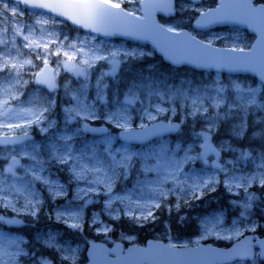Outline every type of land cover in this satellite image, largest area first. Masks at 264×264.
Returning a JSON list of instances; mask_svg holds the SVG:
<instances>
[{
  "label": "snow or ice",
  "instance_id": "snow-or-ice-1",
  "mask_svg": "<svg viewBox=\"0 0 264 264\" xmlns=\"http://www.w3.org/2000/svg\"><path fill=\"white\" fill-rule=\"evenodd\" d=\"M131 3L132 0H129ZM18 3H23L26 7L32 9H47L54 12L56 15L70 20L74 25L84 28L90 32L107 35H125L132 36L135 39H149L153 35H159L166 38L182 37V45L191 53V57L185 61L177 60L171 56L168 57L173 64L176 63H192L197 67H216L227 68L229 71H252L258 73L261 81H264V48L258 52L254 46L250 53H246L243 48H226L218 49L213 48L212 43H204L196 39L191 33L178 31L174 26H165L159 24L154 19L156 12H163L171 15L177 8L176 0H140L139 7L134 10H129L123 6L124 0H0V24L8 20L9 17H16L18 14H23V9L18 7ZM193 4L185 6L179 4V11L183 12L187 8L197 13L195 17V26L197 28H205L211 24L218 23H234L244 24L252 28L253 31H259L261 36L264 37V3L257 5L254 0H218V4L214 8H200L194 7ZM115 10V11H113ZM133 11H142V16H134ZM35 15H42L41 13H34ZM131 18V19H129ZM139 21L140 23H136ZM56 25L60 21L53 20L51 17L47 19H38L36 24L48 25L49 23ZM18 24V22H17ZM34 26L28 27V35H24L25 43L23 47H33V41L30 36L34 31ZM12 31L9 27L5 26L0 28V129H7L0 133V150L6 152L3 155V160L6 166H0V206L4 208H11L17 215H29L33 219H38V212L40 209V197L32 190L34 182L43 184L50 193V196L55 199L56 197L67 195L62 184L53 183L47 177L42 176L41 172L44 171V164L38 158L39 153L37 147L33 146L32 151L28 152L25 141L31 139L28 129L35 123L42 132H47L48 128L53 127L55 121L49 120L46 113H50L55 101L50 97L47 99L30 98L25 102L21 101L15 107L10 106L11 100L19 99V96L24 95L20 91L29 82L24 79L26 73L23 71L25 65H31L36 68L37 66L31 59H24L23 57L31 55L30 53L21 52L17 49L16 55H13L12 50L7 47V33ZM41 38L45 31L49 37L53 35L54 29H39ZM20 27L14 30V35H20ZM171 34V37L168 36ZM58 39V37H57ZM67 40V36L64 37ZM94 39V37H93ZM55 43V40H51ZM82 47H78L75 43H70L68 49L63 52V56L67 58L63 62V67L66 72L72 73L77 79L84 78L87 82L89 78V69L94 67L96 61H105L112 65V71L106 75H114L119 61L116 59L121 55L119 50L104 52L87 42L82 41ZM35 47H41L40 44H35ZM47 54V45H44ZM61 42L56 49L50 54L59 56L61 55ZM87 49V51H85ZM71 52V55L69 54ZM77 53H81L79 62L76 64L69 63L74 60ZM236 54V55H233ZM36 58L40 59V54L36 53ZM143 53L124 52V57L135 58ZM44 68L46 69L49 60L43 59ZM61 61L56 62L57 71L60 67ZM33 83L37 85H44L48 90L55 91L56 83L55 76H47L44 74V69H40L35 73ZM235 92V98L231 99L224 94L227 88L224 84L217 81L210 88L206 87L203 94L200 90L182 91L170 90L167 94L170 100L174 101L180 99L183 101L177 107L182 109L181 115L186 119L191 116L194 120L199 118L204 119L205 128L200 132H196L195 136L199 141L198 146H189L186 149L181 148L178 144L176 148L170 149L167 145H161L159 149L154 150L148 154L140 153H114L111 150V139H107L109 147L104 149L107 155L100 157L96 154L95 149L92 150L91 155L85 156L81 154L79 157L75 156L70 150L71 145L68 141L70 136H61L60 139L64 144L59 148L53 144L51 146L50 157L61 165H68L71 172V178L76 182L79 189L76 192L74 199L84 202V205L91 203L90 194L100 195L103 194L107 197L105 201L104 211L112 219H121L122 215L127 216L133 220H155L156 216L153 208H161L162 201L170 195L177 196L176 207L179 209L180 201L187 202V196L191 194L199 199L205 191H216L218 184L222 185L230 194H236L237 190H241L244 194V199L237 206L242 209L240 215L244 217L246 213L250 212L253 203L256 200L254 192L250 189L253 186H258L264 189V155H261L255 163V170L248 174H239L235 172V165L239 160H248L251 154L242 152L237 161H229L233 164V169L230 170L227 165L221 163H214L213 167L216 172L210 176H199L193 174L189 176L183 172V166L187 163H194L197 160L208 163L209 156L220 158L223 151H234L231 145H220L217 147L212 140L213 135L219 130L221 124L227 122L230 117H238L239 123H235L229 129V135L237 139H241L248 131V115L250 111H264V103L257 100L260 95L259 88H243L240 84L232 86ZM71 91L66 88L67 92ZM150 96H160L163 100L164 94L152 91L149 88ZM75 104L71 108L65 109L66 123L71 122L74 118L82 120H95L104 119L106 123L114 124V126L123 129L122 135L125 139L130 138L131 129L127 123V107L121 106L119 111L108 114L104 117H98L95 110L84 102V89L83 86L80 91L70 97ZM138 99L136 92H130L125 98L124 105H132ZM264 100V96L261 97ZM152 105L142 109L145 113V118L148 121H155L158 117H163L167 123L161 122L159 128L153 126L149 130V125L141 123L140 127L145 129L146 134L158 135L160 132H179L181 123H173L170 117L177 115V107L166 108L161 104L155 105V111H151ZM211 109V112L209 111ZM47 121V125L41 127ZM124 121V123H121ZM259 125H264V119L257 121ZM14 129L20 131L14 132ZM83 131L88 132H105L106 129L90 128L84 124ZM261 135H264V128L261 129ZM255 135V133H254ZM9 145H21L19 149L15 147L9 149ZM198 147V151L196 150ZM183 151L182 158H177V153ZM56 153H59L57 155ZM27 156L34 161L31 167L24 168L20 163L19 157ZM72 161V163H70ZM139 164V172L145 176L144 180H138L135 186L140 195L134 198V193L126 195L114 194L113 190L117 181L126 180L130 172ZM24 168V177L17 175V169ZM218 173H223V179H218ZM154 174L155 179L149 180L147 176ZM31 179H25V177ZM81 182L83 186L81 187ZM171 184L172 187L165 188L166 184ZM12 197L16 200L13 202ZM23 198V204L17 207L19 199ZM7 201V202H6ZM117 202L118 205L123 207H113V203ZM81 209L72 210L65 209L58 212L56 220L64 222L67 227L73 230L81 231L85 223ZM139 212V215L136 213ZM68 221H71L69 224ZM0 222L9 225L21 224L23 221L17 219L5 220L0 216ZM92 223L97 224V217L92 218ZM220 223V218L205 224V231L215 229ZM253 233L257 231L255 225H250L247 229ZM97 231L104 232L105 234L111 229L107 226L97 228ZM233 233L237 237L243 236V240L234 249L233 255L241 260L250 261V264H264V239L257 236L248 237L244 235L238 227H233ZM47 239L38 241L44 248L55 252L60 259V264H75L74 250L64 249L56 242V236L46 234ZM231 239L232 236L226 237ZM5 238L0 237V264H18V257L33 255L37 260V264H54L53 259H49L43 255L37 257L35 254L25 252L20 247V241H8L7 245L4 243ZM119 247V246H118ZM153 246H150V248ZM155 247H160L156 245ZM14 248L15 251L10 249ZM149 250H144L141 255H145ZM168 255H173L168 249H163ZM160 264V262H157Z\"/></svg>",
  "mask_w": 264,
  "mask_h": 264
},
{
  "label": "rangeland",
  "instance_id": "rangeland-1",
  "mask_svg": "<svg viewBox=\"0 0 264 264\" xmlns=\"http://www.w3.org/2000/svg\"><path fill=\"white\" fill-rule=\"evenodd\" d=\"M217 0H195L194 7H200L204 9L213 8L215 6V2ZM262 2V0H259ZM264 1V0H263ZM119 2V0H116ZM139 0H132L130 3L129 0H124L123 6L128 8L129 10H134L138 8ZM179 4H184L185 6L189 4H193V0H179L177 2L176 8V15L174 16V23L176 25L166 24L167 26H174L177 30L188 29L190 33L202 40L203 42H211L212 45H215V42H218V47L224 48H243L246 49L250 46L251 42L247 39L244 32L231 29V30H216L206 33H196L193 32L191 29L186 28L184 25H189L190 22L193 20V17L197 15L191 8H187L185 11H179ZM19 7V6H18ZM20 8V7H19ZM21 9V8H20ZM134 15H138L139 11H133ZM49 16L47 15H35L34 13H25L18 14L16 17H9L8 20L4 21L3 24H0V28L2 27H9L12 31L7 33V40L8 45L7 47L12 50L13 55H16L17 49L24 53H30L31 55L23 57L24 59H31L33 63L37 66L36 68L31 67V65H25L23 71L26 73L24 79L27 80L29 83L20 89L24 95L19 96L17 100H11L10 106L15 107L19 105L21 101L25 102V106H27V101L30 98L36 97L40 99H47L48 96L44 95L41 90L35 86L33 83L34 75L38 71V69L43 65V59L46 58L49 60V65H51L55 71L56 76V92L53 96H50L52 100L55 101L54 111L51 110L50 113H46L49 120L55 121L53 127L48 128L47 132H42L40 128L34 123L31 128L28 129L29 133L36 134V139L32 140L31 142L25 143L27 145V151L31 152L32 147H37V152L39 153L38 158L42 161H46L44 164V171L41 172L42 176L47 177L50 181L57 184H62L64 186L66 196L62 195L53 199L50 196L49 191L47 188L41 184L40 182H34L32 185V190L36 193L38 197H40V209L38 212V219H33L29 215H17L15 212L12 211L11 208H4L0 206V216H3L5 220L8 219H17L23 221V227L21 230L28 231L30 233H34V248H37L38 251L47 250L50 255L54 257L56 260V264H60L59 256L55 253L50 251L47 248H44L41 243L43 239H47L46 234H52L56 236L57 244L64 248V249H72L74 250L75 255V264H81L80 261L83 259L85 253V242L86 237L90 233L92 235H98L100 237L99 241L106 242V243H114L115 241H121L126 244H138V236L135 235H128L122 232H118L119 234L116 235L117 239H112L111 234L107 232L106 234L102 231L98 232L97 228H103L105 224L102 223V216L112 220V218L104 211L105 201L107 197L103 194L96 195L90 194V199L92 200L91 203L84 205L81 209V205L84 204L83 201L74 199L76 192L79 191L76 182L71 178V172L69 170L68 165H61L57 163L55 160H52L50 157L51 146L53 144L57 145L59 148L64 144V141L60 139L61 136H70L71 139L68 143L71 145V151L77 157L81 154L85 156H89L92 153V150L95 149L96 154L100 157H105L107 153H105L104 149L109 147L107 144V139H111V150L114 153H121V152H128V153H140V154H148L154 150L159 149L161 145H167L170 149H175L176 146L179 144L181 148H187L189 146H198L199 141L197 140L195 133L200 132L202 129L205 128V121L202 118L193 119L191 116H188L186 119L183 115H181L182 109L177 107L183 103L182 100H170L169 96L167 95L170 90H182V91H189L192 90H200L203 94V91L206 87H211L214 85L215 82L219 81L225 85L227 91L225 92L226 97H230L231 99L235 98V92L232 90V86L235 84H240L243 88L253 87L260 89V95L257 96V100L261 103H264V100H261V97L264 96V92L260 84L256 81H252L249 78H238V77H230V76H221L219 74H215L213 76V80L209 83L206 87H193L191 88L187 82H171L170 80L163 79L160 82L158 81H150L146 80L144 82H138L137 84H129L124 87V90H118V70L120 65L127 61H133L142 59L143 57H152L153 52L149 51L145 48L128 45L122 42L113 43V42H104L99 39H96L94 36H86V35H79L78 33L68 31L65 29L62 22L53 25L51 22L48 25H40L36 24L38 19H47ZM52 18V17H51ZM53 19V18H52ZM192 19V20H190ZM55 20V19H53ZM57 21V20H56ZM18 22V24H17ZM20 27L21 34L14 35V30ZM34 26V31L30 36V40L33 41V47L25 48L23 45L28 43L23 39L24 35H28V27ZM43 27L47 29H54L53 35L49 37L47 31H45L43 37L41 38V33L39 29ZM67 36V40L64 37ZM58 37V39H57ZM94 37V39H93ZM51 40H55V43H52ZM87 40L88 43L95 45L96 48L103 50L104 52L108 51H115L119 50L121 55L118 56L116 59L119 61L118 66L116 68V72L114 75H106V73H110L112 71V65L105 61H96L94 67L89 69V78L87 82H84V78L80 77L77 79L72 73L66 72L63 67V62L67 60L66 57L63 56V52L68 49V45L70 43L77 44L78 47H82V41ZM63 42L64 47L61 48V55H51L50 53L57 48V46ZM40 44L41 47H35V44ZM44 45H47V54ZM87 51V49H85ZM124 52H136V53H143V55H138L135 58L131 57H124ZM36 53L40 54V59L36 58ZM71 55V52L69 53ZM81 53H77L74 60L70 61L69 63L76 64L79 62L81 57ZM61 61L60 67L57 71L56 62ZM0 75H3L0 73ZM83 86L84 89V102L90 105L96 112L98 117H104L108 114L113 112L119 111L121 106L127 107V123L130 129L133 128H141V123L150 124L154 121H148L145 118V113L142 109L147 108L150 104L152 105L151 111H155V105L161 104V106L166 108L177 107V115L170 117L172 121H183L181 125L184 127L182 129L180 136H175L173 138H165L161 140H157L156 142H152L150 144L144 145L142 147H133L129 145L122 144L117 141V132L123 129L114 126V124L106 123L104 119H89V120H82L80 118H74L71 122L66 123L65 117V109L71 108L74 106L75 101H72L70 97L76 94L78 91L81 90ZM66 88L70 89L71 91L67 92ZM149 88L152 89L154 92L163 93L164 97L161 100L160 96H150L149 95ZM130 92H136L138 99L132 105H124L123 102L125 98L129 95ZM263 92V94H262ZM211 112V109L209 110ZM248 126H250V137L249 142L254 143V141L259 144L260 147H255L253 144L246 145L248 142H242L243 138L237 139L235 137L230 138H217V140H213L215 134L212 137L213 143L219 147L220 145H231V148L234 151H223L221 152V156L219 160L216 162L213 161L212 158H208V163L205 164L203 161L197 160L194 163H187L183 166V172L187 173L189 176L193 174H198L199 176H210L216 172V169L213 167L214 163H221L227 165V167L232 170L233 164L228 163L229 161H237L240 154L242 152H247L251 154V158L248 160H239V162L235 165V172L237 175L239 174H248L255 170V163L256 160L261 156L264 155V152L259 151L258 149L264 148V135H261V129L264 128V125H259L257 121L264 119V111H250L248 115ZM166 121L163 117H158L155 121ZM198 120L199 124L196 125L195 121ZM93 122H97L99 126H106L109 132L101 137H89L85 136L82 129L84 124H91ZM124 123V121H121ZM229 124V128L235 123H239L238 117H230L227 121ZM47 125V121H44V124L41 127ZM8 131L7 129H0V133ZM14 132H19V129H14ZM255 133V135H254ZM241 143V144H240ZM239 145H245L243 147ZM21 146L15 147L19 149ZM11 149V148H10ZM198 151V147H196ZM6 152L0 150V166H6V162L3 160V155H6ZM59 155V153H56ZM184 155L183 151L177 153V158H182ZM20 163L24 165V168L31 167L34 164V161L29 159L27 156L21 155L19 157ZM72 163V161H70ZM24 168L17 169V175L20 177H24ZM224 174L218 173V179H223ZM25 179H31V177H25ZM145 176L139 172V164H137L136 168L133 169L128 178L126 180L121 179L117 181V184L113 190L114 194L119 195H126L128 193H134V198L139 196V190L135 187L137 185L138 180H144ZM147 179L152 180L155 179L154 174H149ZM81 187L83 183L81 182ZM166 189L172 187V185L166 184L164 186ZM220 190L225 193V195L229 196V199H210V202L223 204L218 206H203L200 210L185 213L182 209L185 202L183 200L180 201V207L177 209V196L170 195L165 200L162 201L163 207L161 206V212L159 209L153 208L155 216L159 213H164L169 219H171V223L167 221L163 223L157 220L155 225H157L158 229L164 232H169L175 240L183 239V241L176 242V245H186L187 244H197L201 241L212 239L218 240L219 242L223 243L224 245H230L234 241L242 238L237 237L233 233V227H238L242 231H244V235L251 233L250 230L247 229L250 225H255L257 229H264V224H257L254 219L255 212L246 213L244 217H241L240 213L242 209L237 205L241 203L244 199V194L241 190H237L236 194H230L225 190V188L218 184L216 186V190ZM258 186H253L250 191L256 193L260 190ZM262 190V189H261ZM209 192V191H205ZM192 197L191 194L187 196V198ZM9 199H13L9 197ZM19 203L17 207L23 204V198L20 197ZM168 199H170L174 203H169ZM7 202V201H6ZM15 203L16 200L13 199ZM167 202V203H166ZM101 204L103 211L102 216L96 212L91 211L87 218L91 219V222L88 224V228L85 231V226L83 225V229L81 231H76L67 227L64 222H58L56 220V215L58 212H61L65 209H72L77 210L81 209L82 215L85 220V208H90L91 206H96ZM123 207V205H118L117 202L113 203V207ZM180 211V212H179ZM179 212V213H178ZM184 212V213H183ZM122 216L128 218L127 216L121 214ZM139 215V212L136 213ZM97 217V224L94 226L92 223V218ZM216 218H220V223L215 229H211L210 231H205V224L213 221ZM129 219V218H128ZM189 220H193L195 222V228H193L189 222ZM138 222L139 225L144 223V220H135ZM27 222H31L30 225H34L35 228L33 230L27 229ZM70 224L71 221H68ZM21 224H14L9 225L4 222H0V237H4V243L7 245L8 241H20V247L25 251V239L23 236L14 232L15 227H19ZM183 231L185 233H189L191 230L196 229L197 232L191 238L189 235L188 238H182L179 236L178 233L172 234V229H177ZM167 235V234H166ZM232 236L231 239L226 237ZM96 237V236H94ZM172 240L171 238H169ZM91 240V239H88ZM172 245V244H170ZM32 246V249L34 251ZM15 251L14 248L10 249ZM26 252V251H25ZM33 254V253H32ZM37 257L41 256L39 253L35 254ZM50 259V258H49ZM18 264H37V260L33 258V255H27L18 257ZM55 264V263H54ZM234 264H245V263H234Z\"/></svg>",
  "mask_w": 264,
  "mask_h": 264
},
{
  "label": "water",
  "instance_id": "water-1",
  "mask_svg": "<svg viewBox=\"0 0 264 264\" xmlns=\"http://www.w3.org/2000/svg\"><path fill=\"white\" fill-rule=\"evenodd\" d=\"M18 4H20V6L25 10L31 12H41L53 16L54 18L62 20L74 28L82 30L86 34L97 35L98 37L104 40H114V39L124 40L126 42H132V43L149 46L155 51L156 56L161 58L162 62L168 64L171 67L174 68L187 67L194 71H201V72L209 71V72H219L222 74L249 76L256 79L264 87V81H261L258 73H254L252 71H244V70L229 71L227 68H220L218 70L216 67H197L195 64L186 63V62L173 64L171 60L168 59L169 56L181 61H185L191 57V53H189L181 43L183 40L182 37H175L170 39L159 35H153L149 39H135L132 36H125L119 34L105 36L103 34L93 33L84 28H80L74 25L70 20H66L64 17L58 16L54 12H50L47 9H32L30 7H26L23 3H18ZM142 15L143 12L141 11V16ZM157 15H162L163 17L168 18L172 14L168 15L163 12H156L154 14V19L156 20L157 23H159L157 20ZM136 23H140V22L136 21ZM223 27H233V28L242 29L246 31L247 34L254 36V40L250 48L244 50L246 53H250L254 46L256 47L258 52L260 51L261 48H264V37L261 36L258 30L253 31L252 28L248 27L247 25L234 24V23H218V24H211L205 28H197L195 26V21L192 24V28L197 31H207V30H211L215 28H223ZM183 32L189 33L187 31H183ZM168 36L171 37V34H168ZM218 49H226V48H218ZM41 69H44V74L49 77L54 75L53 69L49 65L47 66L46 69L44 68V66ZM39 86H41L47 93L49 94L53 93V91L50 92L46 86L44 85H39ZM163 123L166 124V122ZM173 123H177V122H173ZM160 125L161 122H155L149 125V130H151L153 126L159 128ZM88 126L94 129H100V128L106 129L105 132L83 131L84 133L90 136H101L107 133L106 127L91 126V125ZM122 132L123 130L118 132L117 135L118 140L123 143L133 144V145H143L151 142L154 139L163 138L166 136H172L177 133V132L164 131V132H160V134L158 135H151V134H146V131L143 128L131 129L130 138L125 139V137L122 135ZM29 136L32 139V135L29 134ZM31 139L27 141H30ZM8 147H13V146L9 145ZM213 157L216 159L215 156ZM239 243L240 241L232 245L229 249L224 250V249L211 248L209 246L197 247L193 249L170 248L164 246L160 242L147 241L144 247L133 245V246H128L125 251H122L120 244L117 245V249L116 246H113L111 249H109L106 245L102 243L88 242L85 255L87 259V264H157V262H160V264H224V263L233 262L235 260H241L233 255L234 249L239 245ZM156 245H159L160 247H155ZM150 246L153 247L150 248ZM163 249H168L170 250V252L174 254L168 255L165 252H163ZM144 250H149V251L147 254L141 255V253Z\"/></svg>",
  "mask_w": 264,
  "mask_h": 264
},
{
  "label": "trees",
  "instance_id": "trees-1",
  "mask_svg": "<svg viewBox=\"0 0 264 264\" xmlns=\"http://www.w3.org/2000/svg\"><path fill=\"white\" fill-rule=\"evenodd\" d=\"M68 29L70 31L77 32L76 30H73L70 28ZM215 43L219 45L218 42H215ZM118 72L119 73H118L117 79H118L119 84L117 88L119 91L124 90V87H126L129 84H137L138 82H144L146 80L160 82L161 80L166 79V80H170L173 83L182 81V82H187V84L191 88L203 87V86L206 87L212 81V76L207 75V74L195 73L185 68L179 69V70L172 69L168 67L167 65L163 64L154 55H152V57H143L142 59H138V60H133V61L129 60L123 63L122 65H120ZM55 109L57 108H54L52 111H54ZM93 124H98V123L93 122ZM195 124L198 125L199 121L196 120ZM182 129L184 130V127H182ZM229 129H230L229 124L227 122L221 124V126L219 127V130L215 133V137L213 140L215 141L217 140V138L232 139L231 136L229 135ZM250 131H251L250 126H248V131L243 137L242 142L249 141ZM33 134L36 138L35 132ZM253 144L256 145L257 147H260L257 141L256 142L254 141ZM246 145H248V143ZM239 146L243 147L245 145H239ZM187 199H197V198L192 196ZM199 199H205L204 204H202L201 202L199 203L192 202L191 200L187 204V207H191V208L194 207V209H196L197 207H200L202 205L206 207L211 206V205L213 206L224 205L225 201H223V204H221V202L211 203L209 201L210 199H229V196L225 195V193L222 192L220 188H218V190L216 191L204 192V194H202ZM163 206L164 205L162 203V207ZM158 209H159V212H161L160 211L161 208H158ZM93 210L98 212L102 216L103 208L100 203L99 205L91 206L90 208H85V220H86L84 223L85 231H87L86 229L88 228V224L91 222V219L87 217L89 216L90 212ZM166 219H167V216L164 213H159L156 216L155 220H152L150 218L148 220H144V223H141V225H139L137 221L133 219H128L124 216H122L121 219H112V220L104 216H102L101 218L102 223L111 229L109 233L112 235L111 236L112 239H117L116 235L119 234L118 232H122L124 234L138 236L139 242H142V241L144 242L147 239H154L156 235H162L161 230L158 229L157 225H155L156 224L155 222L159 220V222L164 224ZM30 223L31 222H27V229L33 230L35 226L30 225ZM21 225H22L21 227H23L22 223ZM15 230L17 234L23 236L26 239V243L24 245L26 252L33 253V254L39 253V255H43L47 258L53 259L55 264L57 263L54 257L50 255V253L47 250L38 251L37 248H34V244H33L35 241L33 238L34 233H30L27 230L23 231L18 228ZM94 236L92 235V233H90L89 235H87L86 239H91L95 241L100 240V237H98V235H94ZM32 246L34 248V251L32 249Z\"/></svg>",
  "mask_w": 264,
  "mask_h": 264
},
{
  "label": "flooded vegetation",
  "instance_id": "flooded-vegetation-1",
  "mask_svg": "<svg viewBox=\"0 0 264 264\" xmlns=\"http://www.w3.org/2000/svg\"><path fill=\"white\" fill-rule=\"evenodd\" d=\"M261 193H262V196H261V199H259L260 201L259 202L254 201L253 207L250 210H253V211H256L258 213H261L262 221H263V224H264V189L261 190ZM178 229L179 228L175 229L174 232H172V234L173 233L174 234L178 233L179 236L183 235L182 238H188L189 235L192 238L195 235V233L197 232L196 229H193L189 233H185V232L180 231ZM245 235H254V236H257L260 239H264V229H257V231L255 233L251 232V233H248V234H245ZM169 238H171L172 240H170ZM173 240L176 241V242L177 241L178 242L183 241V239L175 240L174 237L170 233H169V236L166 235V237H164L162 239V241L167 243V244H172V245H175V246H181V245L174 244L175 242ZM199 244H203V245H208L209 244L211 246L222 247V248H225V247L229 246V245H224L223 243L219 242L218 240H215L214 238L207 239V240H204V241H201V242H199L197 244H192V245L186 243V245H183V246H188L189 247V246H195V245H199ZM83 263H81V264H83Z\"/></svg>",
  "mask_w": 264,
  "mask_h": 264
},
{
  "label": "bare ground",
  "instance_id": "bare-ground-1",
  "mask_svg": "<svg viewBox=\"0 0 264 264\" xmlns=\"http://www.w3.org/2000/svg\"><path fill=\"white\" fill-rule=\"evenodd\" d=\"M58 21H60V22H62V23H65L64 21H62V20H58Z\"/></svg>",
  "mask_w": 264,
  "mask_h": 264
}]
</instances>
